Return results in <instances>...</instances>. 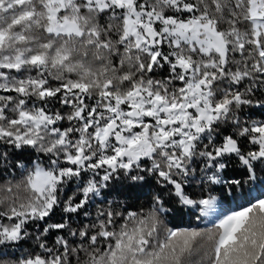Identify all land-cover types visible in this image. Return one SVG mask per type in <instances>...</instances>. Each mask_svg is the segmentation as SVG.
Here are the masks:
<instances>
[{
    "label": "snow or ice",
    "instance_id": "1",
    "mask_svg": "<svg viewBox=\"0 0 264 264\" xmlns=\"http://www.w3.org/2000/svg\"><path fill=\"white\" fill-rule=\"evenodd\" d=\"M262 176L264 0H0V264H264Z\"/></svg>",
    "mask_w": 264,
    "mask_h": 264
},
{
    "label": "trees",
    "instance_id": "2",
    "mask_svg": "<svg viewBox=\"0 0 264 264\" xmlns=\"http://www.w3.org/2000/svg\"><path fill=\"white\" fill-rule=\"evenodd\" d=\"M219 187V186H217ZM3 193H0L2 195ZM217 197H221L222 204L227 207V209H237L238 206L246 204L248 199H254L256 197L264 198V176L261 177L260 180L245 184L243 189H239L236 191L235 196L227 195L226 197L223 196L222 193L216 191L214 193ZM149 198H142L137 202L134 200L133 203L137 204L138 206L147 205ZM169 226H177V227H199V228H206L210 227L211 224H205L201 221L195 219L194 216H189L187 213L183 216V218L177 217L175 220L169 218L167 221Z\"/></svg>",
    "mask_w": 264,
    "mask_h": 264
},
{
    "label": "rangeland",
    "instance_id": "3",
    "mask_svg": "<svg viewBox=\"0 0 264 264\" xmlns=\"http://www.w3.org/2000/svg\"><path fill=\"white\" fill-rule=\"evenodd\" d=\"M223 209H224L225 211H230V210H232V209H227V207L224 206V205H223ZM199 221H201L202 223H205V222H204V218H202V219L199 220ZM205 224H210V222H209V223H205Z\"/></svg>",
    "mask_w": 264,
    "mask_h": 264
}]
</instances>
